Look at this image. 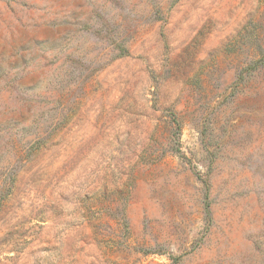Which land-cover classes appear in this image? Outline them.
I'll return each instance as SVG.
<instances>
[{"label":"rangeland","instance_id":"1","mask_svg":"<svg viewBox=\"0 0 264 264\" xmlns=\"http://www.w3.org/2000/svg\"><path fill=\"white\" fill-rule=\"evenodd\" d=\"M0 264H264V0H0Z\"/></svg>","mask_w":264,"mask_h":264}]
</instances>
